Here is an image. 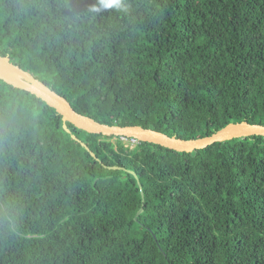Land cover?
<instances>
[{
	"label": "trees",
	"instance_id": "obj_1",
	"mask_svg": "<svg viewBox=\"0 0 264 264\" xmlns=\"http://www.w3.org/2000/svg\"><path fill=\"white\" fill-rule=\"evenodd\" d=\"M123 4L0 0V55L101 123L264 124V0ZM125 140L0 79V264H264V136Z\"/></svg>",
	"mask_w": 264,
	"mask_h": 264
},
{
	"label": "water",
	"instance_id": "obj_2",
	"mask_svg": "<svg viewBox=\"0 0 264 264\" xmlns=\"http://www.w3.org/2000/svg\"><path fill=\"white\" fill-rule=\"evenodd\" d=\"M0 79L14 87L34 94L60 113L64 122L68 121L90 133L151 142L182 152L202 149L215 142H222L233 138L252 135L264 136V124L250 123L248 121L230 122L209 135L191 139L169 136L164 132L140 125L121 126L101 123L77 112L64 96L52 90L29 71L12 63L8 56L0 55ZM64 127L66 128L65 124Z\"/></svg>",
	"mask_w": 264,
	"mask_h": 264
},
{
	"label": "clouds",
	"instance_id": "obj_3",
	"mask_svg": "<svg viewBox=\"0 0 264 264\" xmlns=\"http://www.w3.org/2000/svg\"><path fill=\"white\" fill-rule=\"evenodd\" d=\"M123 7V0H97V5L94 6V11H100L102 9L120 10Z\"/></svg>",
	"mask_w": 264,
	"mask_h": 264
},
{
	"label": "built area",
	"instance_id": "obj_4",
	"mask_svg": "<svg viewBox=\"0 0 264 264\" xmlns=\"http://www.w3.org/2000/svg\"><path fill=\"white\" fill-rule=\"evenodd\" d=\"M131 141H136V140L131 139Z\"/></svg>",
	"mask_w": 264,
	"mask_h": 264
},
{
	"label": "rangeland",
	"instance_id": "obj_5",
	"mask_svg": "<svg viewBox=\"0 0 264 264\" xmlns=\"http://www.w3.org/2000/svg\"><path fill=\"white\" fill-rule=\"evenodd\" d=\"M124 141H126L124 138H123Z\"/></svg>",
	"mask_w": 264,
	"mask_h": 264
}]
</instances>
